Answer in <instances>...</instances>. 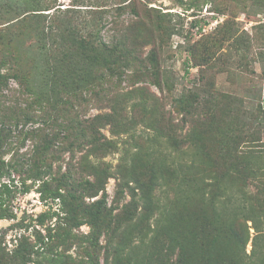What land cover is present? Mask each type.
<instances>
[{
    "label": "trees",
    "instance_id": "trees-1",
    "mask_svg": "<svg viewBox=\"0 0 264 264\" xmlns=\"http://www.w3.org/2000/svg\"><path fill=\"white\" fill-rule=\"evenodd\" d=\"M157 1L72 0L61 8L59 0H0V219L17 218L9 201L18 190L4 179L18 176L22 194L38 183L41 199L59 205L38 217L41 226L58 222L35 242L23 237L9 252L0 234V264H101L103 236L111 237L104 264H264L263 89L246 101L217 94L212 81L203 86V76L202 89L176 93L164 56L184 31L150 6ZM247 1L239 6L249 15ZM252 1L264 8V0ZM233 29L227 21L186 51L210 63L213 47L233 40L230 50L245 57L251 38ZM124 85L132 89L124 92ZM146 86L167 93L173 111ZM95 108L108 112L90 116ZM140 125L154 131L151 141L166 140L190 162L177 165L143 143L135 134ZM106 127L118 138L107 137ZM118 152L121 195L141 191L144 203L133 200L121 219L106 199L115 174L89 160ZM164 186L171 197L161 211L156 194ZM85 224L86 236L73 233ZM75 244L83 250L78 258L67 254Z\"/></svg>",
    "mask_w": 264,
    "mask_h": 264
},
{
    "label": "rangeland",
    "instance_id": "rangeland-1",
    "mask_svg": "<svg viewBox=\"0 0 264 264\" xmlns=\"http://www.w3.org/2000/svg\"><path fill=\"white\" fill-rule=\"evenodd\" d=\"M71 1L72 0H59V4L61 5V8H65L71 3ZM185 1H187L185 6H180L176 0H158L157 2L150 4L151 7L161 10L163 13H169V19L171 21L170 25L175 26L177 29L182 28L184 31L182 36H173L169 48L166 51V55L164 56L165 62L163 67L173 80L176 87V93H180L182 90L194 91L198 89V87L201 88L200 81L204 76L203 86L207 85V81H212L213 89L219 95L235 96L247 101L251 99V96L253 95L252 91H254V89L262 88V99H264V80L262 79L264 67V8L255 7L253 1L249 0L247 1L249 15H247L243 12L241 8L242 6H239L243 0H238L236 3L234 1L225 0H212V2L211 0ZM217 8L222 13L215 10ZM129 18L130 15L125 17V19ZM227 21L229 24L231 23L234 25L233 30L236 31L235 35L238 37L242 36L246 39L248 36L251 38L253 46L251 52H241L242 54L245 53L246 56L244 57L235 52V50H230L233 41L231 40L224 43L220 49L218 46L213 47L212 50L215 56L210 63H203L201 55L196 61L192 60L190 54L186 51V47L200 41L204 36L211 34L219 25L226 26ZM185 39L190 40V44H185ZM261 53L262 55H260ZM146 88L149 93L164 99L163 101L165 102L167 111H173L172 98L170 96L165 98V95L168 96L167 93L162 94L154 86H146ZM124 89V92H127L132 88L124 85ZM106 112H108V109L100 110L95 108L89 112V115L95 116ZM173 117L175 118L174 122H178V120L181 119V117L176 114ZM103 133L110 139L118 138L110 135L108 127L103 129ZM135 134L136 136L142 137L140 140L143 143L147 141L149 147H154L156 150L163 149L166 154L170 155V157H168L169 161H172L171 158H175L177 165L178 163L184 164L190 162L191 158L189 156L182 155L179 152L170 151L168 149L170 146L166 140L161 139L159 142L151 141L154 131L147 126H138ZM124 139L129 141L130 144L133 143L132 140H129V135H124ZM119 143L120 147L123 148L124 145H122L121 138ZM29 147H31V145L28 143L26 148H23L20 151V154L27 152ZM122 155V152H118L108 154L101 159L95 158L94 156L89 158L94 164H99L100 162L107 163L110 166V170L115 174V178H110L106 184V199L108 207L113 212V215L118 216L120 219L121 212H124L131 207H135V204L132 202L133 200L138 201L141 206L144 204L141 198V191H137V195L133 197L131 191L125 188L124 193L121 195V187H119L118 183H120L122 179L118 178L120 176L118 175L117 170L119 164L122 163V161H120ZM10 157L11 155L6 156V160L8 161ZM66 158H68V155H66ZM124 162L125 163H123L122 166L129 164L131 161L128 159ZM177 165L174 167H177ZM14 179L15 183L10 182L8 179H4L3 182L11 183L12 189L18 190L14 199L9 201V206L17 218L14 220L0 219V234L5 235L4 246L9 252H12L16 248L18 241L23 237L30 239L31 242H35L39 234L43 236L46 235L47 228L55 227L58 222V217L47 220L46 225L44 226L38 224V217L46 212L59 211V205L57 202H52L51 200L46 202L41 199V196L38 193V183L29 193L22 194V186L19 177L17 176ZM30 183L31 181L28 182V184ZM131 185L132 187L135 186L133 184ZM102 196V193H100L97 197L86 198V202L88 204L93 203L102 198ZM156 196V200L161 205L160 210H165L169 204V197H171L168 187H162V189L157 192ZM61 216L63 215L61 214ZM153 222L154 220L150 221L149 225H153ZM249 225L251 226V223H249ZM89 232L90 228L87 224L82 225L79 228H73V233L81 238L86 236ZM148 233L149 230L146 228L144 234ZM251 233L253 234L254 230H251ZM109 240L111 241L110 236H103L101 238V244L103 246L100 256L101 264L105 263L104 259L106 257ZM139 241L140 239H136L135 245H138ZM116 244V241L111 243V245ZM251 249L252 245L250 243L247 247L248 253H250ZM62 250L63 249H59V251ZM82 251L80 245L75 244L69 251H67V254L73 256V258H78V255H81Z\"/></svg>",
    "mask_w": 264,
    "mask_h": 264
}]
</instances>
